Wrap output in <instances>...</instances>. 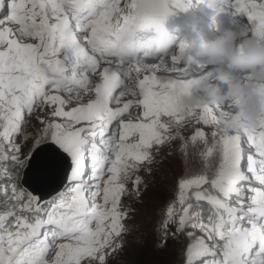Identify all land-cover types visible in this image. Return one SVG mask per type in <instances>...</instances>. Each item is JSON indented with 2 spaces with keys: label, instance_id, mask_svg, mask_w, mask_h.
<instances>
[{
  "label": "snow or ice",
  "instance_id": "1",
  "mask_svg": "<svg viewBox=\"0 0 264 264\" xmlns=\"http://www.w3.org/2000/svg\"><path fill=\"white\" fill-rule=\"evenodd\" d=\"M201 5L213 24L243 17L241 36L264 44V0H0V161L30 169L44 154V179L68 181L45 206L3 169L0 264H107L129 182L138 193L153 150L193 125L200 168L178 182L163 227L188 237L183 264H264V122L225 131L218 106L185 105L209 68L165 27Z\"/></svg>",
  "mask_w": 264,
  "mask_h": 264
},
{
  "label": "rangeland",
  "instance_id": "2",
  "mask_svg": "<svg viewBox=\"0 0 264 264\" xmlns=\"http://www.w3.org/2000/svg\"><path fill=\"white\" fill-rule=\"evenodd\" d=\"M210 70L213 75L205 81L200 79L198 82V85L203 84L202 86L209 83L208 89L201 90L196 94V99L201 104H195L190 100L185 105L194 107L201 105L218 106L222 109L218 113L221 121L220 126L225 131L251 130L261 122H264V107L259 106L258 102L253 103V105L252 103L243 105L240 111L238 109L231 111L226 103L216 104L208 101L209 98H212L208 95L209 90H213L212 87L217 86V83H214L213 80L222 73L218 67H213ZM249 73L255 74L256 72H247V74ZM171 74H178L179 77L182 75L178 71H172ZM242 75L230 81L237 82L240 85L245 82L247 77ZM260 85H263L262 87L264 88V84L261 83ZM222 89L219 91L220 88H218L215 92L218 93L219 91L217 98L221 102H225L230 97L231 90L229 85H224ZM244 91H247V89ZM48 111L50 113V110ZM36 115H44V113L41 112ZM36 115L31 118V123L28 127V132L33 137L37 135V130L41 128ZM47 119L51 120L54 118L49 114ZM197 127L201 126L193 125L191 128L181 129L180 138L166 142L158 152L153 150L154 160L151 163L143 164L140 171L136 174L141 178L138 193L131 192L132 184L129 182V194H126L121 201L122 210H126L129 214L128 218L123 221L127 231L117 238V242L121 243L122 246L108 257L107 264H183V250L189 243V239L185 233L176 232L174 223H170L165 229L163 222L165 221L167 208L177 198L178 182L192 175L200 168V164L197 163V153L203 149L204 145L201 142H197L194 146L189 139ZM211 130V127H205L206 132L210 133ZM17 143H21L20 137H17ZM31 143L30 139L21 144L22 151L25 154L30 155L29 148ZM182 145L184 146L182 147ZM246 151H250V149H246ZM25 164L27 165V161ZM4 168H7L8 172L13 175L19 188H22L26 194L31 192L23 188L21 184V175L25 167L17 169L11 160L0 161V184L5 183L2 174ZM135 178L133 176V179ZM255 186L259 187V185ZM155 197L157 200L154 199ZM204 215L206 216L205 213ZM186 231L192 230L187 229ZM165 239L167 242L162 243Z\"/></svg>",
  "mask_w": 264,
  "mask_h": 264
},
{
  "label": "bare ground",
  "instance_id": "3",
  "mask_svg": "<svg viewBox=\"0 0 264 264\" xmlns=\"http://www.w3.org/2000/svg\"><path fill=\"white\" fill-rule=\"evenodd\" d=\"M235 47L239 48L240 47V43H236ZM167 67L172 68L173 66H171L169 63H167ZM210 69L211 68H209V70H208V74L201 76L199 78V80L203 79V81H205V80L209 79L213 75V73L210 72L211 71ZM242 74L245 75V77L246 76L247 77L245 78V82H243L242 84L239 85L237 82H231L230 78L225 76L223 74V71H222V73L220 75H218L215 80H213L214 83H217V86L216 87H212L213 90H211V89L209 90L210 92L208 93V95L210 97H212V98H209L208 101L216 103V104H219V103H223L224 104V103H226V105L229 106L231 111H235L236 109H238L240 111V110H242V106L243 105H248L249 103H252V105H253V103H255V102L256 103L258 102L260 104L259 106H261L263 108L264 107V97H263L264 96V88L262 87L263 85L262 86L260 85L261 83L264 84L263 77L261 75L257 74V73H255V74H253V73L247 74V72H243ZM170 75L173 76V77H177V78L179 77L178 74H171L170 73ZM202 85L196 84L194 86L198 93L201 90H205V89L209 88V83H207L204 86H202ZM224 85H229L230 86L231 94H230V97L228 98V100H225V102H221L217 98V96H218L219 91L223 90L222 87ZM217 87L220 88V90L218 91L217 94H214V92L218 90ZM245 89H247V91H244ZM197 92H196V94H197ZM196 94L195 95H187V96H185L184 97V103L188 104V102L190 100H192L193 103H195V104H201V102H199V100L196 99V96H197ZM215 98H217V99H215ZM198 99H199V97H198ZM47 183L48 184L44 185L43 189L44 188L45 189H50L56 183V181L55 182L48 181Z\"/></svg>",
  "mask_w": 264,
  "mask_h": 264
},
{
  "label": "water",
  "instance_id": "4",
  "mask_svg": "<svg viewBox=\"0 0 264 264\" xmlns=\"http://www.w3.org/2000/svg\"><path fill=\"white\" fill-rule=\"evenodd\" d=\"M44 159V154L41 155L36 161L32 162L31 168L25 167L22 171V179L21 184L23 188L28 189L33 192L34 190L39 191V193L43 196V199L50 197L55 194L56 191H59L68 181H64L61 183L59 180L50 188L43 189L44 185H47L48 181L44 179L41 172V161ZM28 164V161H27Z\"/></svg>",
  "mask_w": 264,
  "mask_h": 264
},
{
  "label": "clouds",
  "instance_id": "5",
  "mask_svg": "<svg viewBox=\"0 0 264 264\" xmlns=\"http://www.w3.org/2000/svg\"><path fill=\"white\" fill-rule=\"evenodd\" d=\"M234 41H235V35L232 32H228L222 38L213 42L207 48H205L202 54L207 55L213 60L218 61L222 58V56L225 53H231L233 51ZM257 56H258L257 50L254 47L249 46V61L248 62L250 64L256 62ZM65 185L59 191H63ZM55 195L56 193L46 199H43L44 203L46 204L47 201L51 200L53 196Z\"/></svg>",
  "mask_w": 264,
  "mask_h": 264
},
{
  "label": "trees",
  "instance_id": "6",
  "mask_svg": "<svg viewBox=\"0 0 264 264\" xmlns=\"http://www.w3.org/2000/svg\"><path fill=\"white\" fill-rule=\"evenodd\" d=\"M155 200H157V198L155 197L154 198ZM203 209H204V213L206 214V216L205 217H207V215H208V210H209V206L207 205V204H203Z\"/></svg>",
  "mask_w": 264,
  "mask_h": 264
}]
</instances>
